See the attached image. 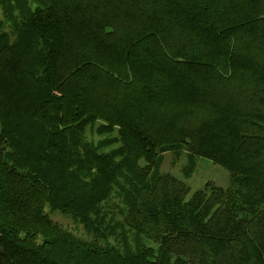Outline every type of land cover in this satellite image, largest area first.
Instances as JSON below:
<instances>
[{"label": "trees", "instance_id": "16d2710c", "mask_svg": "<svg viewBox=\"0 0 264 264\" xmlns=\"http://www.w3.org/2000/svg\"><path fill=\"white\" fill-rule=\"evenodd\" d=\"M0 264H264V0H0Z\"/></svg>", "mask_w": 264, "mask_h": 264}, {"label": "rangeland", "instance_id": "374dc122", "mask_svg": "<svg viewBox=\"0 0 264 264\" xmlns=\"http://www.w3.org/2000/svg\"><path fill=\"white\" fill-rule=\"evenodd\" d=\"M6 29L9 30V28ZM85 137L92 141L99 138L93 130L89 129L86 130ZM166 172L184 181L190 189L189 194L202 188L206 182L223 188L229 183V172L227 170L213 163L208 158L189 154L184 145H177L157 156V160L150 171L149 181L151 182L152 178L157 174ZM45 210L53 221L72 232L75 236L84 239L91 238L70 213H64L59 210L48 211L47 206ZM109 210L115 219H120L115 207L110 206Z\"/></svg>", "mask_w": 264, "mask_h": 264}]
</instances>
